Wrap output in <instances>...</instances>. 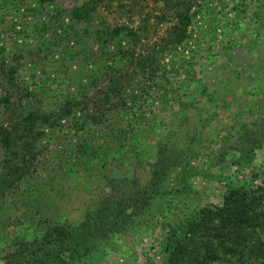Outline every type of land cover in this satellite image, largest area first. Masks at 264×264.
<instances>
[{
	"label": "rangeland",
	"instance_id": "obj_1",
	"mask_svg": "<svg viewBox=\"0 0 264 264\" xmlns=\"http://www.w3.org/2000/svg\"><path fill=\"white\" fill-rule=\"evenodd\" d=\"M172 1L0 0V126L5 95L49 118L0 164V261L111 195L128 227L71 264H184L171 228L228 209L234 190L258 219L243 243L198 231L191 250L216 253L193 264H264V0H183L180 41Z\"/></svg>",
	"mask_w": 264,
	"mask_h": 264
},
{
	"label": "trees",
	"instance_id": "obj_2",
	"mask_svg": "<svg viewBox=\"0 0 264 264\" xmlns=\"http://www.w3.org/2000/svg\"><path fill=\"white\" fill-rule=\"evenodd\" d=\"M172 4L174 9H176V24L172 35L180 41L186 33V28L190 19L189 9L185 10L188 2L183 0H173ZM80 12L81 10L78 9L76 14L79 15ZM117 35L115 28L110 29L108 32L109 38H116ZM2 69L4 70L8 81L13 82L14 72L6 70L4 64ZM72 107L73 102H68L67 110L71 111ZM3 108L4 115L8 116V119H12L13 123L7 128L0 126V143L4 152V160L0 162V164L6 167H13V161L16 159V156L20 154L17 144L21 141H26V147H28V149L30 147L31 150L33 143L30 145L27 140L23 139V136L27 135L26 139H28L33 135H36L35 127L37 123H44L48 121L49 118L44 113L36 110H30L28 112L17 110L14 108L11 98L7 95L3 98ZM163 165L164 164H162V166ZM169 168L170 167L167 165L165 169L168 170ZM19 170L15 169L13 172L18 173L17 171ZM164 171L165 170H163V173ZM160 174L161 172L159 175ZM154 180L155 178L153 181ZM154 185L155 184H151V186H148V188H146L147 190L140 196L142 198L147 195L150 197L152 196V193L159 192L160 186ZM125 205L124 201H118L117 198L112 197L111 195H106L101 206L95 210L87 212L84 221L78 226L51 221V225L47 227V231L39 237L32 240L28 239L19 244H11L9 247L10 251L0 263L71 264L75 259H82L97 247L98 241L108 239L111 235L123 231L128 227L132 215L130 216V213L128 212L129 208ZM251 205L259 206L260 201H252ZM226 206L228 208L226 210L222 209L214 212L211 209H206L202 210V213L200 212L196 215L191 214L188 223L184 225L182 224L183 226L178 225L171 228L174 237L179 234L183 235L181 244L178 242L172 244V254L180 253L184 247L191 245L190 250H186L189 251L187 255L185 251L182 257H175L173 261H185L186 263V260H188V264H193V262L199 257L198 260L202 259L201 261L207 262L213 253H216L213 249L203 254L199 252V254H197L194 250H191L192 247H196L193 243V236L198 234V231H204L211 238H221L223 233H229L231 235L235 234L236 238H238L241 243L245 241L246 234H248L247 225L254 224L260 214L258 212L257 214H254L252 211L254 208L249 206L247 202H244L242 196L239 193L234 192V190L228 192ZM183 241L185 244H182Z\"/></svg>",
	"mask_w": 264,
	"mask_h": 264
}]
</instances>
